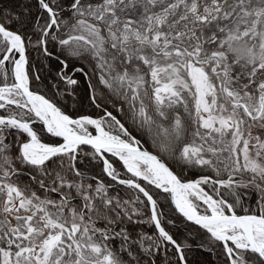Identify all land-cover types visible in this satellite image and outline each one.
<instances>
[{
	"label": "snow or ice",
	"instance_id": "snow-or-ice-1",
	"mask_svg": "<svg viewBox=\"0 0 264 264\" xmlns=\"http://www.w3.org/2000/svg\"><path fill=\"white\" fill-rule=\"evenodd\" d=\"M0 264H264V0H0Z\"/></svg>",
	"mask_w": 264,
	"mask_h": 264
}]
</instances>
